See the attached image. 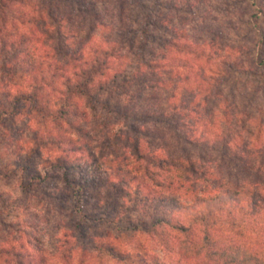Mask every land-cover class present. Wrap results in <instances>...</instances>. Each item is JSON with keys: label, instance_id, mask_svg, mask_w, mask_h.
<instances>
[{"label": "clouds", "instance_id": "clouds-1", "mask_svg": "<svg viewBox=\"0 0 264 264\" xmlns=\"http://www.w3.org/2000/svg\"><path fill=\"white\" fill-rule=\"evenodd\" d=\"M21 94L0 264H264V0H0Z\"/></svg>", "mask_w": 264, "mask_h": 264}, {"label": "trees", "instance_id": "trees-1", "mask_svg": "<svg viewBox=\"0 0 264 264\" xmlns=\"http://www.w3.org/2000/svg\"><path fill=\"white\" fill-rule=\"evenodd\" d=\"M19 2L23 3V0H19ZM4 7H5V9H7V7H8L7 4H5ZM71 7L74 11L75 10L74 6H71ZM4 23H5V25H7V23H8L7 14H5ZM25 42L26 41L24 40V38H21L20 48L18 49V52H25V58H24L22 66H24L26 68H31L32 70H36L37 65L34 61L32 54L27 53L26 49L24 48ZM5 47H7V42H5ZM16 58H18V57H16ZM5 67H7V65H5ZM10 74H11L10 72L5 73V75H10ZM4 95L9 96V95H11V93H5ZM3 103L6 106H4L3 104H0V117H2L4 114H7L9 117H11L18 112V110L21 106H27L28 99L23 94H21L20 96H17L14 101H11V102L4 101ZM84 179L86 180L87 178L85 177ZM17 255H19V254H17Z\"/></svg>", "mask_w": 264, "mask_h": 264}]
</instances>
